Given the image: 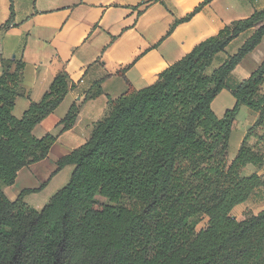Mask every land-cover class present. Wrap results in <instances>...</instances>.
<instances>
[{"label":"trees","instance_id":"obj_1","mask_svg":"<svg viewBox=\"0 0 264 264\" xmlns=\"http://www.w3.org/2000/svg\"><path fill=\"white\" fill-rule=\"evenodd\" d=\"M250 29L238 51L215 64ZM263 38L264 8L201 41L151 85L138 89L128 82L124 93L109 99L91 137L58 161L53 174L68 164L74 170L41 210L24 201L39 189L11 200L4 186L48 156L58 135L39 138L33 130L75 84L60 72L43 99L18 118L13 109L24 62L11 70L2 59L0 264H264V209L242 219L232 214L264 187L257 171L246 173L248 165L264 164V147L249 144L252 136L264 143V60L248 78L231 82ZM223 89L236 103L219 116L212 104ZM242 105L258 118L230 161ZM79 111L74 102L59 122L61 131L74 125ZM198 215L208 224L196 231L192 219Z\"/></svg>","mask_w":264,"mask_h":264},{"label":"crops","instance_id":"obj_2","mask_svg":"<svg viewBox=\"0 0 264 264\" xmlns=\"http://www.w3.org/2000/svg\"><path fill=\"white\" fill-rule=\"evenodd\" d=\"M206 1L0 0V75L2 59L10 62L11 70L19 60L24 62L13 114L20 118L32 102H40L62 71H67L70 84H75L60 105L33 130L39 138L48 132L58 135L48 156L22 168L16 182L4 186L7 196L15 200L25 189H39L26 194L24 201L41 210L69 182L74 170L75 165L68 164L53 174L58 161L91 137L96 124L106 115L110 98L124 93L128 82L138 89L151 85L161 71L201 41L264 8V0ZM11 17V24L5 27ZM177 21L180 22L176 24ZM252 33L250 29L235 38L218 55V63L235 54ZM239 40L241 43L230 51ZM263 44L264 38L236 66L231 75L236 83L248 78L262 63L264 50L260 54L259 49ZM220 96L225 100L222 107L216 106ZM74 102L80 104L76 122L61 131L59 122ZM235 103L232 93L223 89L212 105L223 116ZM241 112L248 114L249 122L237 149L258 118L247 106L242 105ZM249 167L253 168L251 172H247ZM255 171L264 177V164L260 168L254 165L246 168L247 174ZM53 186L54 190L48 193ZM260 195H264V187L257 189L251 198L256 200ZM251 198L233 209L237 219H240L237 213Z\"/></svg>","mask_w":264,"mask_h":264},{"label":"rangeland","instance_id":"obj_3","mask_svg":"<svg viewBox=\"0 0 264 264\" xmlns=\"http://www.w3.org/2000/svg\"><path fill=\"white\" fill-rule=\"evenodd\" d=\"M240 43H241L240 40L235 42V44L233 46H231L230 51H232V49L235 47V45H238ZM263 50H264V44H263V46H261V49H259V53L261 54ZM222 53H224V52H222ZM225 54H226V52H225ZM222 56H224V55H222ZM217 63H218V60H217V62L215 64H217ZM231 82L236 83V81H234L232 78H231ZM224 101H225L224 100V96H220L217 99L216 106H218V104L219 105L221 104V107H222ZM216 106H215V109H216ZM248 109H249L250 113H252V114L254 113L250 108H248ZM215 112H216V110H215ZM238 114H239L238 123H239L240 120H241V122L238 124L236 129H233L231 137H230V147H229V154H228V159L230 161L235 157V154H236V152L238 150L237 148H238V146L240 144L241 138H242V136H243V134H244V132L246 130V127L248 125V122H249V117H248V114H246V112H243V113L241 112V113H238ZM257 142H258V138H255L253 136L249 139V144L250 145L254 146L255 148H259V149L261 148L262 149L264 147V143L260 142L259 145H257ZM252 169H253L252 167L251 168L249 167L247 169V172H251ZM67 171H68V169H67ZM54 188L55 187L53 186L49 190L48 193L52 192L54 190ZM100 199L102 201L104 200L103 198H100ZM262 209H264V195H260L258 197V199H256V200L251 198V200L249 201V204L246 207H244L242 209V211H240V213H237V214L239 215L240 219H242V218L245 217V215L248 212L251 211V212L256 214V213L260 212ZM192 221H193V223L195 225L196 231H199V230L205 228L207 226V224H208V218L205 215H198L197 217L192 219Z\"/></svg>","mask_w":264,"mask_h":264}]
</instances>
